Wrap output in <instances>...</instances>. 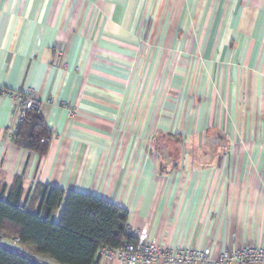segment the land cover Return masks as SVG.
Masks as SVG:
<instances>
[{
  "label": "crops",
  "instance_id": "obj_1",
  "mask_svg": "<svg viewBox=\"0 0 264 264\" xmlns=\"http://www.w3.org/2000/svg\"><path fill=\"white\" fill-rule=\"evenodd\" d=\"M0 85L51 132L42 157L19 146L0 93L3 196L19 176L22 201L90 193L172 246L264 245V0H0Z\"/></svg>",
  "mask_w": 264,
  "mask_h": 264
},
{
  "label": "trees",
  "instance_id": "obj_2",
  "mask_svg": "<svg viewBox=\"0 0 264 264\" xmlns=\"http://www.w3.org/2000/svg\"><path fill=\"white\" fill-rule=\"evenodd\" d=\"M163 136H155L154 146ZM166 137H172L176 145L182 141L178 134ZM50 138L38 107L28 109L14 141L42 157ZM23 193L19 176L13 178L5 196L0 193V264H43L39 256L56 264H98L101 247H117L134 239L128 231L127 209L107 199L76 190L64 194L60 187L39 182L24 201ZM14 236L18 242L12 240ZM5 238L20 247L2 242Z\"/></svg>",
  "mask_w": 264,
  "mask_h": 264
},
{
  "label": "built area",
  "instance_id": "obj_3",
  "mask_svg": "<svg viewBox=\"0 0 264 264\" xmlns=\"http://www.w3.org/2000/svg\"><path fill=\"white\" fill-rule=\"evenodd\" d=\"M0 93L8 96L14 104L16 124L8 131L14 139L26 111L39 104L30 89L14 90L0 85ZM128 231L134 239L117 247H101L98 264H109L110 260L114 264H264V245L240 246L212 256L206 247L158 242L150 235L147 226L140 229L128 227ZM12 240L18 242L19 237L14 236Z\"/></svg>",
  "mask_w": 264,
  "mask_h": 264
},
{
  "label": "rangeland",
  "instance_id": "obj_4",
  "mask_svg": "<svg viewBox=\"0 0 264 264\" xmlns=\"http://www.w3.org/2000/svg\"><path fill=\"white\" fill-rule=\"evenodd\" d=\"M209 133V132H208ZM209 138L208 135L206 134L205 135V138L204 139H207ZM172 140V141H171ZM181 141V140H180ZM154 142V141H153ZM173 142V143H172ZM156 146V147H155ZM155 146H154V149L156 151L157 154L159 155H167V154H171V155H175V153H179L181 150H180V147L178 145H176L173 141V138L172 137H166V136H163V137H159V139L157 141H155ZM190 152L192 153H199L200 150H205L206 147H194V148H189ZM208 150V149H207ZM2 242L4 243H7L9 244L10 246L12 247H20V244H17V243H13L11 241H9L8 239H3ZM39 259L41 260V262L43 264H56L54 261H52L51 259H49L48 257H43V256H39Z\"/></svg>",
  "mask_w": 264,
  "mask_h": 264
}]
</instances>
